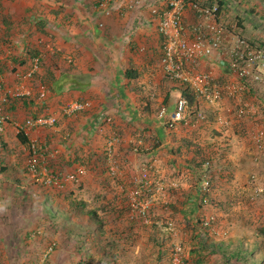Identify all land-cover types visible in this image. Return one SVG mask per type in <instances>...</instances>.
Masks as SVG:
<instances>
[{
    "label": "rangeland",
    "instance_id": "rangeland-1",
    "mask_svg": "<svg viewBox=\"0 0 264 264\" xmlns=\"http://www.w3.org/2000/svg\"><path fill=\"white\" fill-rule=\"evenodd\" d=\"M222 1L221 17L264 25V0ZM88 4L93 0H0V96L6 92L0 103V264H264L261 87L246 84L212 103L197 100V111L169 129L173 105L161 83L145 93L122 86L112 100L127 105L135 90V111L114 108L115 118L101 113L78 134L77 151L55 152L54 145L69 141L74 114L63 113L66 105L57 107L45 91L53 71H70L71 64L52 63L44 46L38 50V33L48 16L70 23L78 15L73 11ZM32 50L38 55L28 57ZM17 98H28L32 108L9 113ZM35 112L58 115L50 127L22 128L28 140L22 145L15 134ZM30 143L47 150L34 174L26 170ZM51 175L60 181L46 182Z\"/></svg>",
    "mask_w": 264,
    "mask_h": 264
},
{
    "label": "crops",
    "instance_id": "crops-1",
    "mask_svg": "<svg viewBox=\"0 0 264 264\" xmlns=\"http://www.w3.org/2000/svg\"><path fill=\"white\" fill-rule=\"evenodd\" d=\"M124 1L112 3L109 13L105 15L93 0L94 5L79 6L76 12L72 10L78 15H74L72 18L74 20L70 23L57 20L54 16H48L46 22L38 18L45 22L43 23L45 26L39 29L38 50L41 51L40 48L44 46L43 51H49L48 56L54 61L52 63L57 60V63L71 64L70 71L63 73L53 71V79L48 84L49 89L45 91L47 95L49 94V100L57 103V107L67 106L79 100L88 104L84 110L72 114L74 122L69 126H72L74 131L71 134L66 132L69 141L65 142L63 147L57 144L53 146L55 152L60 149L63 152L65 149L67 151L70 147L71 149L73 147L72 152L77 151L76 146L80 147L82 140V136L78 134L90 128L92 123L97 124L101 113L115 118L117 108L119 110L130 108L135 111V106L140 103L135 90H129L130 102H127V105L124 100H112V94L117 93L119 87L136 89L137 86L145 93L148 86L156 90L158 83H161L165 89L163 98L169 100L172 105L179 96L177 88L179 84L162 77L159 63L160 38L156 30L160 8L154 0H144L141 7L128 11L125 9ZM67 12L64 10L63 16ZM182 21L185 25L193 23L191 11L183 12ZM240 33L246 39L264 44V25L257 26L255 23L242 22ZM47 61L50 63L49 60ZM195 68L196 72L208 73L214 84L238 87L239 82L215 55L199 61ZM125 72L130 73L133 79L127 80ZM80 74L89 75L86 83L70 80L71 76ZM61 78L63 83L59 88H55ZM160 78L164 81L160 82ZM129 82H134L133 86ZM39 88L43 89L41 86ZM26 92L29 95V91ZM89 108L92 111L83 114ZM18 109L20 108L16 107L11 114H20ZM57 115L53 117L57 118Z\"/></svg>",
    "mask_w": 264,
    "mask_h": 264
},
{
    "label": "built area",
    "instance_id": "built-area-1",
    "mask_svg": "<svg viewBox=\"0 0 264 264\" xmlns=\"http://www.w3.org/2000/svg\"><path fill=\"white\" fill-rule=\"evenodd\" d=\"M102 13L107 15L112 3L119 0H95ZM144 0H125L124 6L133 11L142 6ZM160 8L157 14L156 30L160 38L161 55L159 63L163 76L169 81L177 82L193 96L190 103L186 98L177 97L173 103V111L169 120L165 122L171 129L178 122L187 120L197 111V100H206L210 103L219 100L222 94L233 96L235 91L242 89L246 84L259 86L264 91V48L255 42H249L232 28H227L216 15L215 6H204L197 0H154ZM188 9L192 12L193 23L185 25L182 21L183 12ZM215 55L227 67L230 74L239 82L238 87L226 85L218 87L212 82L208 73L196 72L195 66L209 56ZM39 59H32V71L35 70ZM29 74H27L28 76ZM23 78V77H22ZM22 90V86L19 87ZM28 95L27 92H23ZM43 96L42 93L39 94ZM6 102V92L0 96V103ZM86 102H72L64 108L63 113L70 115L84 110ZM242 113V111H239ZM197 118H202L196 113ZM4 119L0 116L1 124ZM54 118L38 116L26 119L22 127L27 130L50 127ZM29 160L26 170L34 174L38 168L40 157L47 153L33 143L28 146ZM37 158H39L37 160ZM81 175L83 171L78 170ZM67 179L72 180L73 176ZM56 176H49L46 182L56 184ZM205 220L202 225L206 226Z\"/></svg>",
    "mask_w": 264,
    "mask_h": 264
},
{
    "label": "trees",
    "instance_id": "trees-1",
    "mask_svg": "<svg viewBox=\"0 0 264 264\" xmlns=\"http://www.w3.org/2000/svg\"><path fill=\"white\" fill-rule=\"evenodd\" d=\"M197 2L200 3L201 5L203 4L204 6H208V7L215 6V8H216V15L219 17V20L227 28H232L237 34H239L241 36V33H240L241 24H239V23L237 24V22H235V21H231L229 19H225V16L221 17L222 16L221 14H222L223 5L225 4L222 0H197ZM95 4H96V2H95ZM243 38H245V37H243ZM246 40L249 41V42H253V43L256 42L259 45L260 48H264V44L263 43H260L258 41L252 40V39H250V40L249 39H246ZM37 55H38V53L35 50H32V51H30V52L27 53V56L28 57L37 56ZM162 77L164 79H166L163 75H162ZM125 78L130 81V80L133 79V76L130 73H127L126 74V72H125ZM61 80H62V78L54 86L55 88H59L61 86V84L63 83ZM166 80H168V79H166ZM137 90L140 91V89H137ZM178 91H179V97L186 98L190 103H192V101H193L192 94L190 92H188L186 89H184L183 86L180 85V84H179V87H178ZM17 101H20V103H17ZM10 104L11 105L8 106V108L6 109L8 112L10 111L9 113H11L16 107H19V108L27 109L28 110V109H31L32 106H33V104L31 102H29V99L28 98H17V99H13L10 102ZM33 109H35V108H33ZM37 109H39V108H37ZM27 110H26V113H27ZM36 114H37V112L32 113L30 115V118H28V119H34V118H36L37 117ZM20 130H17V132L15 134V139L20 144H22V145L27 144L28 140H27L26 136L22 133L23 129H20ZM2 158H3V156H2ZM1 170H3V167L1 168ZM235 261H236V259H235Z\"/></svg>",
    "mask_w": 264,
    "mask_h": 264
},
{
    "label": "clouds",
    "instance_id": "clouds-1",
    "mask_svg": "<svg viewBox=\"0 0 264 264\" xmlns=\"http://www.w3.org/2000/svg\"><path fill=\"white\" fill-rule=\"evenodd\" d=\"M185 10H188V9H185ZM185 10H184V11H185ZM189 11H190V10H189ZM191 13H192V12H191Z\"/></svg>",
    "mask_w": 264,
    "mask_h": 264
}]
</instances>
